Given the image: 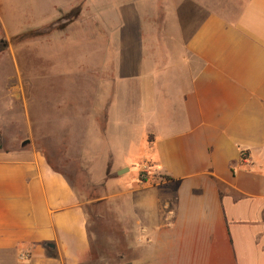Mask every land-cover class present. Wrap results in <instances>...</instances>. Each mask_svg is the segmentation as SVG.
Listing matches in <instances>:
<instances>
[{
	"label": "crops",
	"instance_id": "1",
	"mask_svg": "<svg viewBox=\"0 0 264 264\" xmlns=\"http://www.w3.org/2000/svg\"><path fill=\"white\" fill-rule=\"evenodd\" d=\"M138 2L125 0L105 43L57 74L93 101L80 156L99 164L96 182L140 131L150 167L119 193L134 220L129 264H264V0L236 12L204 3L193 30L173 10L162 33ZM8 21L3 35L17 34ZM83 204L46 152L0 148V264H80L90 247Z\"/></svg>",
	"mask_w": 264,
	"mask_h": 264
},
{
	"label": "rangeland",
	"instance_id": "2",
	"mask_svg": "<svg viewBox=\"0 0 264 264\" xmlns=\"http://www.w3.org/2000/svg\"><path fill=\"white\" fill-rule=\"evenodd\" d=\"M15 1L5 10L6 5L0 3V17L8 25L9 16H13L16 29H8L17 32L7 36L0 30V148L43 150L51 166L75 186L84 203L90 237L87 257L80 264H129L136 255L130 241L134 220L119 193L137 181L143 166L150 167L139 141L140 131L132 128L127 151L115 156L112 170L96 182L98 168L92 167L99 164L96 160L94 165L84 162L80 156L85 153L81 144L94 128L90 113L93 101L84 91L79 96L77 87L81 84L76 87L72 77L57 76L71 70L81 54L88 56L86 51L93 45L98 49L105 43L106 28L119 25L118 10L126 7L125 0ZM219 2L226 12H236L241 4V0H141L132 6L140 9L147 27L162 33L174 26L171 17L167 18L169 12L177 10L181 26L193 30ZM65 118L70 123L67 129ZM99 124L102 129V121Z\"/></svg>",
	"mask_w": 264,
	"mask_h": 264
},
{
	"label": "built area",
	"instance_id": "3",
	"mask_svg": "<svg viewBox=\"0 0 264 264\" xmlns=\"http://www.w3.org/2000/svg\"><path fill=\"white\" fill-rule=\"evenodd\" d=\"M143 174H145V172H146V167H143ZM144 176V175H143ZM142 176V177H143ZM141 177V178H142ZM28 258V255L27 254H22L21 256H20V260H26Z\"/></svg>",
	"mask_w": 264,
	"mask_h": 264
},
{
	"label": "trees",
	"instance_id": "4",
	"mask_svg": "<svg viewBox=\"0 0 264 264\" xmlns=\"http://www.w3.org/2000/svg\"><path fill=\"white\" fill-rule=\"evenodd\" d=\"M119 259L122 261V260H123V257H122V256H120V258H119ZM132 259H133V258H132ZM132 259H131V260H132Z\"/></svg>",
	"mask_w": 264,
	"mask_h": 264
},
{
	"label": "water",
	"instance_id": "5",
	"mask_svg": "<svg viewBox=\"0 0 264 264\" xmlns=\"http://www.w3.org/2000/svg\"><path fill=\"white\" fill-rule=\"evenodd\" d=\"M26 142H24V144H25Z\"/></svg>",
	"mask_w": 264,
	"mask_h": 264
}]
</instances>
